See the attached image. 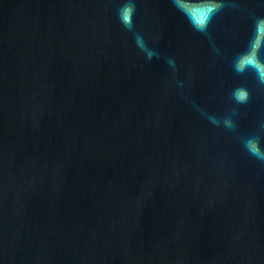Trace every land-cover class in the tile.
Listing matches in <instances>:
<instances>
[{
  "label": "water",
  "instance_id": "95a60500",
  "mask_svg": "<svg viewBox=\"0 0 264 264\" xmlns=\"http://www.w3.org/2000/svg\"><path fill=\"white\" fill-rule=\"evenodd\" d=\"M0 264H264V0H0Z\"/></svg>",
  "mask_w": 264,
  "mask_h": 264
}]
</instances>
